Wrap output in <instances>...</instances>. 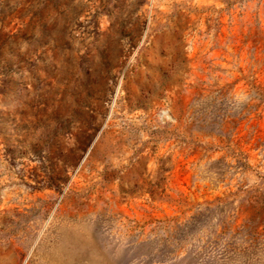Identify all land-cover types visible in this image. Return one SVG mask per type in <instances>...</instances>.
Returning <instances> with one entry per match:
<instances>
[{
    "label": "rangeland",
    "instance_id": "1",
    "mask_svg": "<svg viewBox=\"0 0 264 264\" xmlns=\"http://www.w3.org/2000/svg\"><path fill=\"white\" fill-rule=\"evenodd\" d=\"M0 264H264V0H0Z\"/></svg>",
    "mask_w": 264,
    "mask_h": 264
}]
</instances>
